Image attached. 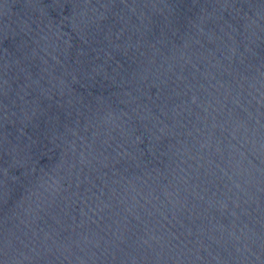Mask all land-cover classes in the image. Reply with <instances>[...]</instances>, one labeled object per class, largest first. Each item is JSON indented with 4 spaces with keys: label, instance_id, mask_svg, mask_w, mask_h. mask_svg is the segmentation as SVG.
Segmentation results:
<instances>
[{
    "label": "water",
    "instance_id": "1",
    "mask_svg": "<svg viewBox=\"0 0 264 264\" xmlns=\"http://www.w3.org/2000/svg\"><path fill=\"white\" fill-rule=\"evenodd\" d=\"M0 264H264V0H0Z\"/></svg>",
    "mask_w": 264,
    "mask_h": 264
}]
</instances>
